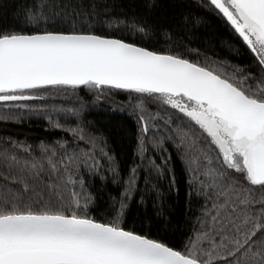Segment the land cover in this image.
Segmentation results:
<instances>
[{
    "label": "snow or ice",
    "instance_id": "6c2138e0",
    "mask_svg": "<svg viewBox=\"0 0 264 264\" xmlns=\"http://www.w3.org/2000/svg\"><path fill=\"white\" fill-rule=\"evenodd\" d=\"M210 16L232 59L189 47ZM106 101L136 124L126 169L88 119ZM0 102L63 133L0 131V264H264V0L0 2ZM162 181L199 206L180 243Z\"/></svg>",
    "mask_w": 264,
    "mask_h": 264
},
{
    "label": "trees",
    "instance_id": "16d2710c",
    "mask_svg": "<svg viewBox=\"0 0 264 264\" xmlns=\"http://www.w3.org/2000/svg\"><path fill=\"white\" fill-rule=\"evenodd\" d=\"M0 2L8 3L11 0H0ZM229 33L224 29L223 22L218 18L209 17L207 25L202 27L195 36H189L188 39L193 43L189 47L199 48L201 52L207 51L209 56L217 55L220 59L227 57L232 59L229 50L225 45V41L229 39ZM234 63H243L245 65L250 63L248 57L237 58ZM80 96H84V92H80ZM88 99V97H85ZM117 101L125 100L124 95H117L114 97ZM76 100V96L69 91L68 93H61L60 95L50 99L47 103L49 105L55 103L57 105H69ZM13 104L16 102H8ZM29 103H39V101H30ZM120 105H114L111 102H102L90 110L88 119L95 121L101 131L109 138V145L118 153V159L121 162L122 168H127L131 165V157L134 149L133 130L136 128L134 119L130 118L127 110L119 109ZM4 102H0V113L4 111ZM15 112V109H13ZM21 121H0V131L7 129L11 134L20 133V139L25 136L29 138V142L38 141L42 138L52 139L63 135L62 132L50 130L47 127V119L44 116L29 115L26 110H21ZM55 118V117H54ZM127 175V173H124ZM162 192H164V207L166 209L164 215L165 219L171 220L167 225L170 239L175 243H180L192 234L193 229L197 227L196 217L200 215L199 206L197 204L189 203L186 195V184L181 182L179 191L173 189L168 190L167 181H162ZM97 211L104 212L103 207ZM149 212L153 211L151 207ZM139 223V221H137Z\"/></svg>",
    "mask_w": 264,
    "mask_h": 264
}]
</instances>
